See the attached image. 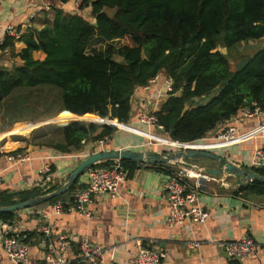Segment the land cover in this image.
<instances>
[{"label":"trees","instance_id":"obj_1","mask_svg":"<svg viewBox=\"0 0 264 264\" xmlns=\"http://www.w3.org/2000/svg\"><path fill=\"white\" fill-rule=\"evenodd\" d=\"M52 9V22L22 34L27 45L18 53L22 63L0 66V133L20 120H49L64 113H70L60 117L67 118L64 122L73 115H90L127 123L136 90L162 72L172 79L173 90L156 115L164 134L174 141H199L243 108L258 106L264 111V46L241 54L248 58L242 69L237 64L233 68L232 55L244 41L264 37V0H82L79 9ZM85 9L90 10L89 17ZM124 37L133 44L122 45L117 52L89 51L95 38ZM34 51L45 55L35 58ZM116 53L122 60L115 58ZM31 122H17L13 131ZM116 130L114 125L75 120L67 125L46 123L30 138L19 137L41 149L82 154L86 142H98ZM5 140L0 141V158ZM120 161L130 174L138 167L132 160ZM255 170L264 177L263 168ZM79 179L62 195L35 207L58 200L70 205ZM49 183L42 180L41 186L31 189L0 191V205L61 185ZM240 193L264 194V182L242 184L236 194ZM16 214L0 213V221L12 223ZM230 264L240 262L232 259Z\"/></svg>","mask_w":264,"mask_h":264},{"label":"crops","instance_id":"obj_2","mask_svg":"<svg viewBox=\"0 0 264 264\" xmlns=\"http://www.w3.org/2000/svg\"><path fill=\"white\" fill-rule=\"evenodd\" d=\"M73 1L64 3L62 0H0V66L21 64L18 53L27 46L21 40L22 34L28 30H40L46 23L52 22L53 6L73 10ZM85 10V13H90L89 9ZM9 26L19 32V36L9 35ZM251 41L261 42L253 48L254 50L264 46V37L244 41L242 44H251ZM219 50L227 52L221 47ZM44 55L42 51H34L35 58L42 59ZM159 75L158 83L136 90L130 120L120 123L109 118L107 124L116 126L117 130L112 136L98 142H86L82 154H64L53 149H41L31 145L29 140L21 139L19 136L30 138L34 122L26 134L14 132V127L0 133L6 139L1 146L4 155L0 158V173L4 177V185L0 191L14 192L41 186L40 167L43 162L51 166L52 180L49 185L62 184L81 157L107 148L146 151L151 156L156 153L166 156L180 151H207L228 159L240 172L247 170L260 176L255 170L258 167L253 165V155L256 149L264 145V116L243 119L238 124V136L226 142L215 139L225 124L210 131L199 141L178 142L168 138L157 128L141 122L139 115L142 111L159 110L168 97L163 85L167 75L163 72ZM61 116L57 118L58 122ZM231 124L233 122L230 120L226 126ZM18 149L30 151L34 154V159L23 165L11 164L6 158V153ZM183 164H198L203 171L207 168L218 170L225 165L220 160L204 155L180 157L169 162H143L120 183V193L117 197L97 196L87 204L92 212L91 217L72 209L55 214L51 204L17 211L15 220L12 223L6 222L7 228L11 233L23 234L24 238H28V264H40L48 251L47 239L39 230L40 224L45 223V217L55 232H66L69 235L71 250L68 256L73 264H91L81 256L80 241L83 237H88L105 248L102 260L95 264H135V254L140 244L167 252L168 257L163 264H230L232 259L225 248L226 242L251 235L257 243L264 245V194H236L238 184L246 182V178H230L227 172L211 174L216 178L202 181L199 203L210 213L205 223L187 222L174 228L168 227L167 181L171 172ZM79 180V187L86 186L87 173ZM189 183L194 187L195 179H190ZM3 223L5 222L0 221V264H14L3 250ZM191 241L198 244L190 246ZM239 262L264 264L263 248L254 256Z\"/></svg>","mask_w":264,"mask_h":264},{"label":"built area","instance_id":"obj_3","mask_svg":"<svg viewBox=\"0 0 264 264\" xmlns=\"http://www.w3.org/2000/svg\"><path fill=\"white\" fill-rule=\"evenodd\" d=\"M82 0L73 1V9H79ZM8 34L19 36L14 28L9 26ZM160 75L157 74L149 83L145 85L149 88L151 85L158 83ZM167 93L173 90L172 79L165 77L163 80ZM158 109L145 110L139 115L141 122L148 126L163 129V126L158 124L156 112ZM264 111L258 106L243 108L238 114L231 118L233 124L223 126L216 134L217 141H231L238 136V124L243 119L252 117H263ZM159 130V131H160ZM6 158L11 164L23 165L34 159V154L28 150H12L6 153ZM253 165L264 169V145L256 149L253 155ZM42 180L50 182L51 166L47 162H43L40 167ZM128 171L123 167L119 160H114L109 164L101 162L94 165L87 171V185L83 188H77L73 193V203L68 205L62 200L56 201L53 205V212L61 214L65 210L72 209L81 215L87 217L92 216V212L88 209L87 204L92 202L97 196L117 197L120 193V183L126 179ZM216 177L206 173L198 164L181 165L176 170L172 171L167 181V199L168 212L166 215V225L170 228L184 225L187 222L205 223L210 216L209 211L204 209L199 203V189L203 186L202 181L215 179ZM190 179H195V185L192 187L189 183ZM243 183H239L240 187ZM4 185V177L0 173V189ZM45 223L40 224L39 230L47 239L48 251L40 264H73V261L68 256L71 250L70 237L66 232H55L51 223L45 217ZM4 232L3 250L14 264H28L30 260V248L28 243L22 238L9 232L8 225L1 224ZM198 242L191 241L190 246H196ZM225 248L231 259L244 260L254 256L256 252L263 248L264 245L259 244L251 235H244L238 240L228 241L225 243ZM81 256L91 264L102 260L105 248L93 242L88 237H83L80 241ZM168 257L167 252L153 248L148 245L140 244L135 254V264H163Z\"/></svg>","mask_w":264,"mask_h":264},{"label":"water","instance_id":"obj_4","mask_svg":"<svg viewBox=\"0 0 264 264\" xmlns=\"http://www.w3.org/2000/svg\"><path fill=\"white\" fill-rule=\"evenodd\" d=\"M247 62H248V58L246 57L242 58L237 63V68L242 69ZM228 81L229 79L225 80V82H228ZM217 90L218 92H220L222 90V87H219ZM188 107L189 106L187 105L185 109L187 110ZM85 116L75 115V118L71 120L70 122L75 121V120H89L90 122H93L95 124L104 125V124H107L108 121H110L109 118H107L108 119L107 121L105 120V118H100L97 116H90V115H85ZM29 120L35 123L33 130L46 123H58L60 125H67L70 123L68 122L67 124H61L58 122L57 117L53 119H49V120H40V121H34L33 119H29ZM160 131L164 133L163 129H161ZM199 155L212 157L214 158V160H220V162H224L225 164L224 167L218 170L207 168L205 170L206 173L219 175L222 172H227L230 178H234L237 176L238 177L243 176V178H246V182H244L243 184H247L253 181L254 179H258L264 182V177L259 176L255 174L254 172H250L247 170H243L242 172H240L239 170H237V168L234 165L231 164V162L228 159L222 158L218 155H213L212 153L207 152V151H192V152L180 151V152L169 153L166 156H161L160 154L156 153L151 156L146 151L107 148V149H99V150L93 151L89 153L87 156H85L84 159L80 160V162L70 172V174L64 180V182L56 189H53L42 195L30 198L28 200L18 201L16 203L9 204V205H0V213L15 212V211L23 210L26 208L35 207L41 203L49 201L52 198L60 196L66 191H68L77 182V180L81 176L87 173V171L90 168L106 160H132L135 163H137V165H141L143 162H155V161L169 162L172 160H176L180 157H195ZM185 165H189V164H185Z\"/></svg>","mask_w":264,"mask_h":264},{"label":"rangeland","instance_id":"obj_5","mask_svg":"<svg viewBox=\"0 0 264 264\" xmlns=\"http://www.w3.org/2000/svg\"><path fill=\"white\" fill-rule=\"evenodd\" d=\"M86 15L89 17L88 14H86ZM260 43L261 42H259V41H251V44L244 43V44H241V45H237V47L232 50L233 62H234L233 63V68L242 59L241 54L243 52L249 53V54L253 53V51H255L253 48L256 47V46H259ZM132 44H133V41H132V39L130 37H124V38H121V39H115L113 41H104V40H102L100 38H95L93 40L91 46L89 47L90 48L89 51H93L95 49L96 50H98V49L99 50H108V49H110V50H112L114 52H117L119 47H121L122 45H132ZM223 50L225 51V48H223ZM115 58L117 60H122V58L119 55H117V53L115 54ZM64 119L66 120L67 118H61L59 121L60 122H64ZM27 120H29V119H27ZM105 120L108 121L107 118H105ZM85 121L90 122L89 120H85ZM17 122H21V120L17 121ZM17 122L13 123L12 127H14ZM33 125H34V123L31 122V123H29V125L18 127L15 130L18 131V132L27 133L31 129V127H33ZM10 129L11 128H9L7 131H9ZM2 138H3V136H2V134H0V139L1 140L5 139V138H3V139Z\"/></svg>","mask_w":264,"mask_h":264},{"label":"bare ground","instance_id":"obj_6","mask_svg":"<svg viewBox=\"0 0 264 264\" xmlns=\"http://www.w3.org/2000/svg\"><path fill=\"white\" fill-rule=\"evenodd\" d=\"M29 125V124H28Z\"/></svg>","mask_w":264,"mask_h":264}]
</instances>
